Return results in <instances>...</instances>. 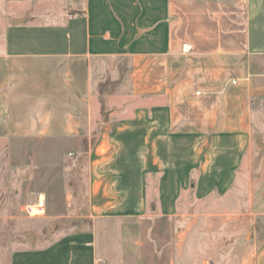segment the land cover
Listing matches in <instances>:
<instances>
[{
	"label": "crops",
	"instance_id": "obj_1",
	"mask_svg": "<svg viewBox=\"0 0 264 264\" xmlns=\"http://www.w3.org/2000/svg\"><path fill=\"white\" fill-rule=\"evenodd\" d=\"M41 58L78 63L84 80L74 113L30 136L73 144L90 224L33 239L11 264H157L158 218L176 225L182 264H264V201L214 204L237 183L264 100V0H0V141L26 137L12 63Z\"/></svg>",
	"mask_w": 264,
	"mask_h": 264
},
{
	"label": "rangeland",
	"instance_id": "obj_2",
	"mask_svg": "<svg viewBox=\"0 0 264 264\" xmlns=\"http://www.w3.org/2000/svg\"><path fill=\"white\" fill-rule=\"evenodd\" d=\"M27 19L38 21L31 16ZM12 64L11 119L17 135L26 137L0 141V264H11L12 252L30 245L33 239L42 241V236L49 235L43 242H51L90 224L85 172L81 163H75L73 144L30 136L41 129L43 117L74 113L70 108L82 102L75 95L84 81L74 72L79 64L58 58L18 59ZM253 108L251 144L237 183L229 195L214 200L216 207L227 204L224 208L229 213L247 209L241 204L228 206L235 199L264 201V100ZM42 195L46 204L41 211L38 203ZM262 216L258 226L264 235ZM205 230L217 244V223L207 224ZM176 231V225L171 226L165 218L156 219L157 264H182L175 249Z\"/></svg>",
	"mask_w": 264,
	"mask_h": 264
},
{
	"label": "trees",
	"instance_id": "obj_3",
	"mask_svg": "<svg viewBox=\"0 0 264 264\" xmlns=\"http://www.w3.org/2000/svg\"><path fill=\"white\" fill-rule=\"evenodd\" d=\"M73 14H74V12H73Z\"/></svg>",
	"mask_w": 264,
	"mask_h": 264
}]
</instances>
